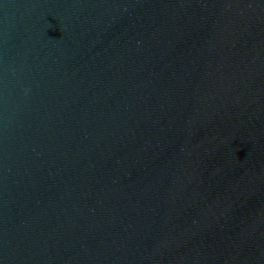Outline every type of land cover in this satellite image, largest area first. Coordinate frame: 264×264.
I'll return each instance as SVG.
<instances>
[{
  "label": "water",
  "instance_id": "95a60500",
  "mask_svg": "<svg viewBox=\"0 0 264 264\" xmlns=\"http://www.w3.org/2000/svg\"><path fill=\"white\" fill-rule=\"evenodd\" d=\"M0 264H264V0H0Z\"/></svg>",
  "mask_w": 264,
  "mask_h": 264
}]
</instances>
